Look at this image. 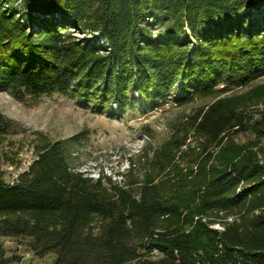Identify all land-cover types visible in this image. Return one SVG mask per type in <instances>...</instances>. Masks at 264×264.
I'll use <instances>...</instances> for the list:
<instances>
[{
    "label": "trees",
    "instance_id": "trees-1",
    "mask_svg": "<svg viewBox=\"0 0 264 264\" xmlns=\"http://www.w3.org/2000/svg\"><path fill=\"white\" fill-rule=\"evenodd\" d=\"M16 1L0 0L1 92L127 112L137 94L157 107L179 88L180 106L215 98L193 118L205 140L253 129L263 142L214 170L203 196L204 213L245 211L241 221L190 233L156 185L110 192L73 165L77 136L46 143L13 184L0 170V216L23 215L2 220L0 237H30L54 264H264V117L247 122L226 96L264 78V0ZM13 130L0 112V137Z\"/></svg>",
    "mask_w": 264,
    "mask_h": 264
},
{
    "label": "rangeland",
    "instance_id": "rangeland-1",
    "mask_svg": "<svg viewBox=\"0 0 264 264\" xmlns=\"http://www.w3.org/2000/svg\"><path fill=\"white\" fill-rule=\"evenodd\" d=\"M23 2L17 0L14 7L19 10ZM226 96L238 98L239 112L247 122L254 124L264 117V78ZM179 97V88H175L169 100L151 107L137 94L134 111L126 112L119 111L116 104L100 110L71 94L24 95L19 100L0 91V112L14 123V130L0 137L3 180L13 184L46 143L77 136L71 145L73 165L87 176L101 179L110 192L117 187L135 193L144 184L156 185L165 205L177 209L179 221L175 225L183 231L190 233L202 222L222 232L240 222L246 212H203V196L212 172L255 151L263 141L253 129H232L223 139L205 140L193 118L215 98H198L180 106L175 101ZM18 217L23 215L0 216V223ZM32 241L26 236H2L1 255L8 264H54L55 254L38 257ZM150 257L157 260L161 254L154 250Z\"/></svg>",
    "mask_w": 264,
    "mask_h": 264
}]
</instances>
